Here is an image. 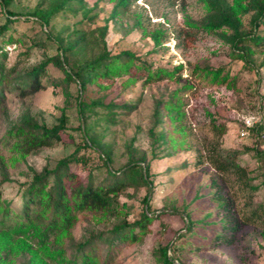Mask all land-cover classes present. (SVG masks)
I'll return each instance as SVG.
<instances>
[{
	"label": "rangeland",
	"instance_id": "obj_1",
	"mask_svg": "<svg viewBox=\"0 0 264 264\" xmlns=\"http://www.w3.org/2000/svg\"><path fill=\"white\" fill-rule=\"evenodd\" d=\"M238 1L250 0H219V5L206 0H11L7 8L0 0V47L6 52V67H17L10 89L35 65L62 55L69 46L70 64L87 62L104 47L112 54L131 50L155 67L183 64L173 78L159 82L124 84L123 78H113L82 91L79 81L67 80L51 62L41 77L44 89L26 98L15 89L7 92L0 104L1 204L20 209L35 174L72 153L88 156L89 165L96 166L109 152L112 172L139 163L148 184L120 193L107 221L80 215L71 237L65 236L63 242L51 238L44 245L34 234L7 230L2 244L12 248L14 264H59L57 251L63 249L62 255L70 258L90 236H105L114 225L142 217V211L157 218L152 231L126 246L113 264H161L160 249L166 244L175 264H264L263 226L243 221L245 215L264 211V45L233 44L230 36L235 29L227 25L205 27L216 10L229 9L239 32L250 34L255 12L235 14L231 8ZM58 4L60 9L44 23L38 11L50 12ZM260 29L264 32V24ZM155 32L161 33L160 44L153 39ZM2 37H13V42ZM206 67L221 69L226 81H213L202 71ZM82 97L114 99L127 108L117 112L122 114L116 122L106 121L108 109L103 107L88 109L82 116L78 112ZM158 102L172 104L160 109L164 118L173 119L157 122ZM63 108L74 142L65 133V142L22 158L2 141L19 127L40 130L55 125ZM246 119L251 126H246ZM216 123L224 124L225 132L217 131ZM87 126L94 144L78 150ZM163 130H169L180 147L174 150L157 139ZM213 153L235 155L249 179L218 172L209 159ZM83 165L71 168L85 176ZM125 203L129 212L121 210ZM224 217L239 220L238 229L224 226L231 223H223ZM8 226L0 224V229ZM102 249L104 255L105 245Z\"/></svg>",
	"mask_w": 264,
	"mask_h": 264
},
{
	"label": "trees",
	"instance_id": "obj_2",
	"mask_svg": "<svg viewBox=\"0 0 264 264\" xmlns=\"http://www.w3.org/2000/svg\"><path fill=\"white\" fill-rule=\"evenodd\" d=\"M4 7L10 4L11 0H1ZM209 4L219 5V0H206ZM62 4L53 7L52 11H38L39 17L44 23L48 24L53 11L59 10ZM235 14L255 12L253 24L255 29L250 34L239 32L232 20V15L228 10H216L211 22L205 27L219 28L227 25L235 29L230 36L233 44L238 42L251 43L255 46L264 45V32H261V25L264 24V0H250L249 2L238 1L233 8ZM52 12V13H51ZM10 15L13 13L8 10ZM4 28V27H3ZM245 34V35H244ZM154 41L160 44L161 33L152 34ZM4 41L13 42V37H2ZM1 42V41H0ZM71 47H65L63 54H56L47 57L44 61L35 65L32 71L20 82H16L12 89L11 75L17 72V67H6V52L0 47V104L6 100V94L9 90L15 89L22 98L34 95L45 88L42 83V74L47 71V65L53 63L59 66L69 81H79L81 90L85 91L88 85H101L104 82H111L113 78H123L122 83L126 84L130 80H142L143 84L155 83L164 79L173 78L177 71L183 69V64L176 65L174 68H166L162 66H154L147 59L136 55L131 50H123L117 54L110 53L104 47L93 59L70 64L67 52ZM71 69V72L67 70ZM207 76H212L213 81L223 83L227 79V75H221V69H213L206 67ZM234 79H231L233 82ZM80 108L78 112L85 115L86 110H94L95 107H103L108 109L106 114L107 122H116L118 120L120 110L127 108L123 102L120 103L114 99L104 101L102 99H93L88 101L81 98L79 101ZM161 105H165L169 109L171 103L158 102L156 107V120L163 123L165 118L173 119V115L163 117L160 109ZM178 106V105H175ZM69 114L63 108L59 122L53 126H42L40 130H33L26 126L19 127L15 131H8L2 141L6 146L11 148L25 158L34 151L43 147H51L57 143L65 142L64 134L68 132ZM216 122V120H214ZM217 131L225 132V125L216 123ZM264 128V126L262 127ZM69 138L74 142L72 134L67 133ZM89 137V141L86 138ZM157 139L172 149H177L176 137H173L169 130H163ZM94 144V139L90 135V127L87 126L85 134L82 136V143H79L77 149L82 146L90 147ZM210 162L214 168L224 174L237 176L241 180H248V170L242 166L235 155L213 153L210 155ZM112 161L111 154L105 153L102 157V163L96 166L89 165V157L86 155H78L72 153L67 157L59 159L55 167H45L44 172L35 174L33 182H31L24 191L20 209H10L7 205L0 203V224L6 229H0V264H14V257L10 255L12 248H7V243L2 244V236L6 237L9 229H15L16 234H31L40 238L45 243L54 238L57 242H63L65 236L71 237V230L79 220L80 215L91 214L97 222L107 221L109 215L114 210V201L118 195L127 191L131 187L140 185H148L145 180L143 167L139 163L131 165L122 171H111L109 163ZM72 164H84L86 175L83 176L80 171L72 169ZM148 174V166H147ZM52 178V179H51ZM248 185V182H245ZM2 191L0 189V198ZM131 207L126 203L121 207L122 211L129 212ZM256 211V210H255ZM128 214V213H127ZM142 217L134 221H123L118 225H114L110 232L105 236L98 234V240L92 235L83 243L79 251L70 258L62 255L63 249L56 256L59 264H113L120 252L126 247L144 239L148 232L152 231L151 225L157 219L149 216L142 211ZM245 223L261 224L263 226L262 234L264 236V211L262 213L253 212L244 216ZM224 226H231L233 230L239 227V220L232 221L223 218ZM231 242L232 239H226ZM105 245V254H102V246ZM169 244L161 246L159 260L161 264H175L173 259L168 257ZM5 250V253L3 252ZM3 252V253H2Z\"/></svg>",
	"mask_w": 264,
	"mask_h": 264
},
{
	"label": "built area",
	"instance_id": "obj_3",
	"mask_svg": "<svg viewBox=\"0 0 264 264\" xmlns=\"http://www.w3.org/2000/svg\"><path fill=\"white\" fill-rule=\"evenodd\" d=\"M251 124H252L251 120L250 119H246V126L249 127V126H251Z\"/></svg>",
	"mask_w": 264,
	"mask_h": 264
}]
</instances>
